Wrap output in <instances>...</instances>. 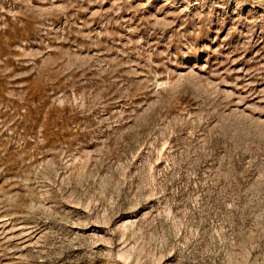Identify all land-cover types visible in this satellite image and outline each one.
Instances as JSON below:
<instances>
[{"label": "rangeland", "instance_id": "rangeland-1", "mask_svg": "<svg viewBox=\"0 0 264 264\" xmlns=\"http://www.w3.org/2000/svg\"><path fill=\"white\" fill-rule=\"evenodd\" d=\"M0 264H264V0H0Z\"/></svg>", "mask_w": 264, "mask_h": 264}]
</instances>
